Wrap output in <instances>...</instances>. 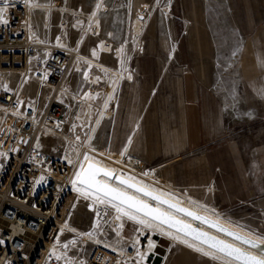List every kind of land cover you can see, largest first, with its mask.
Segmentation results:
<instances>
[{"label":"rangeland","instance_id":"374dc122","mask_svg":"<svg viewBox=\"0 0 264 264\" xmlns=\"http://www.w3.org/2000/svg\"><path fill=\"white\" fill-rule=\"evenodd\" d=\"M29 13L33 39L47 46L72 48L78 55L69 77L55 91L31 71L37 52L30 70L6 72L1 82L10 88L21 80V97L39 111L51 97L67 106L62 120L44 116L41 122L44 148L73 166L68 190L71 203L63 219L68 228L57 236V246H61L57 264H88L99 244L116 253L117 264H189L173 247L171 236H154L152 254L126 257V249L137 247L138 238L149 239L151 231L131 219L123 225L117 222L121 217L120 211L115 214L117 207L129 213L128 206L80 184L76 177L89 160L113 171L131 163L136 170L131 179L173 192L145 171L140 157L129 154V137L118 154L100 151L96 140L107 121L129 126L138 115V127L143 117L148 118L155 137L162 136L171 147L178 136L176 126L184 102H191L203 88L211 91L221 107L227 129L224 141L235 140L244 146L251 166L264 174V0H31ZM31 42L35 41L29 38ZM89 71L96 74L95 80L88 77ZM90 88L96 94L83 97ZM10 114L0 105V167L14 149L13 143L3 139ZM173 193L179 202L189 198ZM102 201L112 211L96 227V208ZM205 211L229 223L216 211ZM127 222L131 225L123 232ZM4 225L0 219V226Z\"/></svg>","mask_w":264,"mask_h":264},{"label":"crops","instance_id":"0c3cea01","mask_svg":"<svg viewBox=\"0 0 264 264\" xmlns=\"http://www.w3.org/2000/svg\"><path fill=\"white\" fill-rule=\"evenodd\" d=\"M93 75L96 74L88 72L90 79H94ZM95 94L94 89L90 88L83 94V97L90 98ZM222 115L221 107L214 100L211 91L205 88L198 89L196 97L191 102H184L180 124L176 126L178 136L173 146L170 147V141H163L162 136L155 137L153 123L148 122V118L143 117L145 120L138 127V115H134L132 120L135 122L133 124L130 122L129 126H120L114 124L113 121H107L100 129L96 140L97 148L100 151L108 150L113 154H118L129 137V154L133 155L132 157H140L145 171L149 172L159 184L165 185L179 195L189 197L180 203L225 226L240 231L229 224L230 222L234 223L259 236V239L246 235L264 243V174H260L259 169L255 170L251 166L249 155L244 146L235 140L224 141L223 137L227 129ZM137 170L141 173L142 167L138 166ZM115 171L131 178L136 170L130 163ZM115 183L121 187V184ZM148 187L159 191L154 183L148 182ZM130 192L133 193V191ZM159 192L179 202L173 192L165 190V193L161 190ZM133 194L140 195L137 192ZM147 200L149 201V199ZM155 203L179 215V212ZM128 208V216L124 214L123 210L120 211L119 216L124 220L120 217L117 222L123 225L125 219L135 216L136 220L134 221L141 228L151 231L149 239L140 240L138 238V241L135 242L137 247L134 249L137 256L153 253L156 244L154 236L167 238L171 236V238L173 237V247L181 253L184 262L189 260V264H245L193 237ZM205 209L216 211L229 223L208 214ZM116 213H118L117 209ZM180 215L191 223L197 224L194 219L181 213ZM139 220H144L145 224H140ZM129 225L131 224L125 223L123 232ZM197 225L235 245L264 256L255 249L203 223ZM69 229L76 231L70 227ZM77 233L81 232L77 231ZM191 259L193 261H190ZM137 260L139 261V258Z\"/></svg>","mask_w":264,"mask_h":264},{"label":"built area","instance_id":"2783aa9c","mask_svg":"<svg viewBox=\"0 0 264 264\" xmlns=\"http://www.w3.org/2000/svg\"><path fill=\"white\" fill-rule=\"evenodd\" d=\"M30 3L0 0V105L11 112L3 139L14 145L0 167V219L5 224L0 226V264H57L51 254L44 260V241L64 219L72 196L68 190L73 166L47 151L41 141L43 117L60 121L67 106L51 97L39 111L21 97V80L10 88L1 83L6 72L29 69L37 52L31 71L55 91L69 77L78 56L72 48L47 46L27 35ZM28 37L35 42L26 45L23 40ZM133 255V247L126 249V257ZM117 258L99 244L87 263L117 264Z\"/></svg>","mask_w":264,"mask_h":264},{"label":"water","instance_id":"95a60500","mask_svg":"<svg viewBox=\"0 0 264 264\" xmlns=\"http://www.w3.org/2000/svg\"><path fill=\"white\" fill-rule=\"evenodd\" d=\"M89 164L93 165L94 167L104 169L106 171H111L112 172V176L111 177H107V178L113 180L114 182H117V183H119L121 185H124L126 187H128L127 184L134 185L135 187H133V188H129L128 187L129 189H132L133 191H136L135 188H142L145 192L151 193V196H147V195H144L143 192H137L136 191L137 193L148 197L150 199V201H148V200H146V199H144L142 197H139V196L131 193L130 191H127V190L119 187L118 185H116V184H114V183H112L110 181L102 179L101 176H104L102 174H98L96 176V180L99 181L100 184H107L110 188H114L118 192L124 193L126 196H131L134 200L140 201L143 204H147L150 208L156 209L160 213H164L165 216L170 217L172 221H179L180 222L179 224L171 226V228H173V229H175V230H177L179 232H182V233H184V234H186V235H188L190 237H193V238H195V239H197V240H199V241H201V242H203V243H205V244H207V245H209V246H211V247H213V248H215V249H217V250H219V251H221V252H223V253H225V254H227V255H229V256H231V257H233V258H235V259H237V260H239L241 262H243V263H245V264H246V261H245L244 257L243 256H238L236 252H232L231 251L232 249L238 250L239 253H244L247 256H254V257L258 258V259H264V256L259 255L257 253H254L252 251H249V250H247V249H245L243 247H240L238 245H235L234 243H231V242H229V241H227V240H225V239H223V238H221V237H219V236H217V235H215V234H213V233L201 228L197 224L198 223H203V224H205V225H207V226H209V227H211V228H213V229H215L217 231L222 232L223 234H225V235H227V236H229V237H231L233 239H236V240L242 242L243 244L255 249L256 251H258L259 253L264 255V243H262L261 241L256 240L253 237H250V236L246 235L245 233L243 234L240 231H237V230H234V229H232V228H230L228 226H225V225L221 224L220 222H218L217 220H214L213 218H211V217H209V216H207L205 214H202V213H200L199 211H196L193 208H190V207H188V206H186V205H184V204H182V203H180V202H178V201H176V200H174V199H172V198H170V197H168V196H166V195H164V194H162V193H160V192H158V191H156V190H154V189H152V188H150V187H148L146 185H143V184H141V183H139V182H137V181L125 176V175H122V174H120V173H118L116 171H113L110 168H108V167H106L104 165H101L100 163H97V162H95L93 160H89L87 162V165H86V167L84 169L85 172L88 171ZM121 180L127 181V184L120 183ZM82 185H84V184H82ZM84 186H86V185H84ZM91 189L95 190L94 188H91ZM99 193L104 194L103 192H99ZM152 196L159 197V200L152 199ZM108 197L112 198L111 196H108ZM116 201L120 202L118 199ZM160 201H167V203H161ZM155 202H158V203H160V204H162V205H164L166 207H169L168 206L169 204L175 205V207H171V208L169 207V208L172 209V210H175V211H177V209H183L184 211H177V212H179V213H181V214H183V215H185V216H187L189 218L194 219L192 216H188V215L185 214V212H191L196 217H200L201 219H194L197 222V224H193L190 221H188V220H186V219H184V218H182V217H180V216H178V215H176V214H174V213H172V212H170V211L158 206ZM123 204L128 206L127 203H123ZM132 209L136 210L135 208H132ZM140 213L144 214L143 212H140ZM148 217L152 218L151 216H148ZM156 221L160 222V220H156ZM163 224L169 226L166 223H163ZM183 225H187L188 228L184 229L182 227ZM193 229L195 230L194 232L190 231V230H193ZM200 233H203V235L202 236L199 235ZM209 238H211V239H209ZM246 241H249L251 243H247ZM253 243L258 245L259 247H253L252 246ZM224 245H228L229 247L228 248H223Z\"/></svg>","mask_w":264,"mask_h":264},{"label":"snow or ice","instance_id":"6c2138e0","mask_svg":"<svg viewBox=\"0 0 264 264\" xmlns=\"http://www.w3.org/2000/svg\"><path fill=\"white\" fill-rule=\"evenodd\" d=\"M6 23V21H3ZM98 174H102L106 177H111L112 172L111 171H106L101 168L94 167L93 165L89 164L88 166V171L85 172L83 168H81L80 174L77 175L76 180L79 181L81 184L86 185L88 188H94L96 192H103L105 196H111L113 200H119L122 204L127 203L130 208H135L137 212H143L146 216H151L152 219L154 220H160L161 223H166L170 227L174 226L176 224H179V221H172L170 217L165 216L164 213L158 212L156 209L150 208L147 204H143L140 201L134 200L131 196H126L122 192H118L114 188H110L107 184H100L99 181L96 180V176ZM120 183L122 184H127V181L121 180ZM129 188L135 187L132 184H127ZM79 190V189H78ZM137 192H143L144 195L151 196V193L145 192L142 188H135ZM87 195V193H84ZM99 199V197H97ZM152 199L154 200H159V197L152 196ZM103 202V201H102ZM161 203H167V201H160ZM116 207V205H113ZM170 208L175 207V205H168ZM117 211H122L119 207H117ZM177 211H184L183 209H177ZM125 215H128L127 212L124 213ZM186 215L192 216L194 219H201L200 217H196L193 213L191 212H185ZM130 219L136 220L135 216H129ZM140 224H145L144 220H139L138 221ZM149 226V225H146ZM184 229H187V225L182 226ZM190 231H195L190 230ZM199 235H203V233H200ZM211 239V238H209ZM247 243H251L249 241H246ZM218 243V242H217ZM253 247H259L256 244H252ZM67 247V245H65ZM228 245H224L223 248H228ZM199 251V249H197ZM232 252H236L238 256H243L246 264H264V259H258L254 256H247L244 253H239L238 250L232 249ZM231 254V253H230Z\"/></svg>","mask_w":264,"mask_h":264},{"label":"bare ground","instance_id":"6f19581e","mask_svg":"<svg viewBox=\"0 0 264 264\" xmlns=\"http://www.w3.org/2000/svg\"><path fill=\"white\" fill-rule=\"evenodd\" d=\"M29 26H30V13H28L27 25L25 26L26 29H27V35L30 33ZM23 42L26 45H29V37L27 39L25 38L23 40ZM1 81H2V78H1ZM56 88H58V87H56ZM96 210H97V216H96V220H95L94 226L99 227L98 226L99 222L108 220L109 215H110V213L112 211V207L107 205V204H105V203H103L100 206H98L96 208ZM66 228H68V227L64 224L63 220L59 221L58 224L56 226H54V229L51 232V234L49 235L48 239H46L44 241V247H45L43 249L44 250V253H43L44 260L47 258V256L49 254H51L53 258L58 259L56 257V254L59 251V249L61 248V246H57V236H60L62 234V232ZM86 233H89V232H86ZM78 234L85 235V233H78ZM134 255H135V257L137 256V252L135 251V249H134Z\"/></svg>","mask_w":264,"mask_h":264}]
</instances>
